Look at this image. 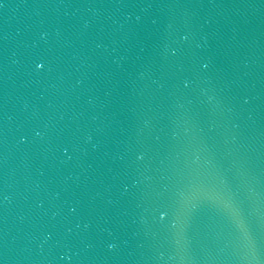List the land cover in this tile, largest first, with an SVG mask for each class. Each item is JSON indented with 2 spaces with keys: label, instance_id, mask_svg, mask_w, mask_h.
<instances>
[{
  "label": "water",
  "instance_id": "water-1",
  "mask_svg": "<svg viewBox=\"0 0 264 264\" xmlns=\"http://www.w3.org/2000/svg\"><path fill=\"white\" fill-rule=\"evenodd\" d=\"M0 264H264V0H41Z\"/></svg>",
  "mask_w": 264,
  "mask_h": 264
}]
</instances>
